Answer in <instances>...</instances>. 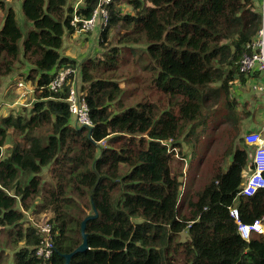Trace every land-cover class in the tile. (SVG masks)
<instances>
[{"label":"trees","instance_id":"16d2710c","mask_svg":"<svg viewBox=\"0 0 264 264\" xmlns=\"http://www.w3.org/2000/svg\"><path fill=\"white\" fill-rule=\"evenodd\" d=\"M11 1L0 0V84L25 65L20 77L34 100L27 112L11 109L0 117V264H64L63 255L82 242L87 216L88 246L69 264H175L178 253L182 264H264V233L243 239L229 213L235 207L243 222L264 220V188L238 194L242 174L252 169L244 134L256 121L243 144L228 150L226 170L217 169L188 201L187 215L179 211L182 181L171 171L170 151L179 148L186 127L185 135L194 133L217 109L220 97L222 121L250 117L238 112L232 85L258 77L239 72L238 60L263 22L262 0L258 6L256 0H123L129 11L111 0L97 39L101 53L80 62L63 54L64 36L77 31L73 14L89 17L99 0L76 6L21 0L32 23L26 32ZM134 45H141L138 63L164 98L144 94L124 106L122 51ZM67 67L78 68L90 126L71 118L70 83L56 92L47 87ZM233 131L231 142L241 129ZM46 166L50 179L41 175ZM28 210L52 211L48 258L36 254L41 237ZM185 230V240L176 239Z\"/></svg>","mask_w":264,"mask_h":264},{"label":"rangeland","instance_id":"374dc122","mask_svg":"<svg viewBox=\"0 0 264 264\" xmlns=\"http://www.w3.org/2000/svg\"><path fill=\"white\" fill-rule=\"evenodd\" d=\"M79 1L80 0H72L75 6L79 4ZM259 1L260 0L255 1L257 6ZM20 2L21 0H14V3H11L18 7L19 10L17 13V19L23 29V32H26L32 27V23L24 17L21 11ZM118 6L121 9H126L127 11L131 10V7L123 0L118 3ZM1 16L2 12H0V17ZM91 33L92 32H82L79 34L74 33L71 36V39H69L68 36L66 37L67 41L72 40L74 43H77L75 44L74 50L76 52L80 51L79 56L83 55L84 53L92 56L100 55L102 51L101 48L99 46V48H97L95 45H93L94 43L98 45L96 34L93 40V38L90 37ZM134 46L136 47H125L122 51V59L124 62H121L122 64H125L124 69L128 74L127 76L122 77L120 80L124 90V106L134 104L144 94H150V98L154 101L159 96H162L158 91H156L150 79H148V73L143 71L141 65L138 63L139 60L142 62L140 57L142 54L141 45ZM143 60L147 61L146 53H144ZM25 71L27 70L26 66L24 65V67H17V69L9 75L2 77L0 84V117L7 114L11 109L15 110L22 108V110L27 112L30 108L34 100V97L31 96L33 92L32 86H29V89L26 91L27 98L24 103L18 105L15 108H10V106H8V104L14 102L18 96V87L16 84L18 81L23 80L20 75ZM126 77L127 79L132 78V80L127 81L125 79ZM134 77L140 78V84L135 85L131 82L133 81ZM233 84V94L236 96V98H238V112L244 114V112L247 111L249 112L250 117L245 120L244 116L240 123L222 121V113L217 111L222 107L223 104V99L220 97L216 105L217 109H214L211 115H209L204 120V123L201 124L194 133L187 135L185 134L189 126L186 127L184 133L176 140V142H179V148L174 147L170 149V151H172L171 171L175 174L178 173V179L182 181V186L179 193V199L181 202L179 211L181 215H187L189 213L187 205L188 201L194 198L195 192L200 191L203 188L205 183L210 180L212 174L217 171V169L220 172H222V169L226 170L227 162L230 161L231 158L228 150L231 146L235 148V146H238L241 143L243 144V140L240 139L242 138V135L246 131L248 125H250L249 118H253L254 121L259 119L264 122V99L262 95L252 89V85L249 81L245 83L243 81H238L234 82ZM162 98L164 97L162 96ZM243 121L245 122L246 127L243 125ZM236 126H239L241 131L237 139H234V141L231 142L234 133L233 130ZM125 138H127V136H125ZM100 144L103 145L104 143ZM10 146L11 143L4 145L2 148V153H8L7 148ZM47 169L48 166L44 167L41 174L44 179H50ZM51 215L52 211L50 210L39 214H33L31 210L25 212L26 219L36 224L48 220ZM186 234L187 233L185 230L181 232L178 237H176V239L185 240L184 237H186ZM181 256V253L176 254L177 261L175 264L183 263L180 261V259H178Z\"/></svg>","mask_w":264,"mask_h":264},{"label":"built area","instance_id":"2783aa9c","mask_svg":"<svg viewBox=\"0 0 264 264\" xmlns=\"http://www.w3.org/2000/svg\"><path fill=\"white\" fill-rule=\"evenodd\" d=\"M111 0H99L97 6L92 11L89 17H81L78 14H73L71 24L77 27L78 32H96V39L99 37V32L107 25L109 13L107 5ZM261 11L263 22L259 27L254 38L247 42L245 50L241 53L238 60L239 72L246 75L257 74L258 77H253L251 87L256 92L260 93L264 99V0H262ZM70 77L72 79L70 80ZM78 68L67 67L56 72L52 80L47 84L49 90L59 91L65 84L70 83L69 93L66 101L69 104L71 118L79 125H91L85 92H82L77 84ZM18 96L14 102L8 104L10 107H17L26 100V91L29 89L22 80L18 81ZM27 105V104H26ZM245 142L252 145L251 164L252 169L242 174V181L239 195H252L258 189L264 188V128L248 131L244 134ZM104 143V141H101ZM229 213L237 222V231L239 235L248 240L252 233H264V226L261 218H256L251 222H243L238 216V211L235 207L229 209ZM48 220L36 224V232L39 233L41 240L36 249V254L48 258L52 253V235L51 227Z\"/></svg>","mask_w":264,"mask_h":264},{"label":"crops","instance_id":"0c3cea01","mask_svg":"<svg viewBox=\"0 0 264 264\" xmlns=\"http://www.w3.org/2000/svg\"><path fill=\"white\" fill-rule=\"evenodd\" d=\"M13 1V0H12ZM11 1V2H12ZM75 33H77V34H79V33H81V32H78V31H76ZM95 34H96V32L94 31V32H92L91 33V35H90V37H92L93 38V40H94V37H95ZM68 36V38L69 39H71V34L69 35V34H66L65 36H64V43H63V48H62V50H63V54L65 55V56H68V57H70V58H72V59H75V60H77L78 62H80L81 61V57H83V56H85L87 53H84L83 55H81V56H79V53H80V51H78V52H76L75 50H74V47H75V44H77V43H74V41H72V40H68L67 41V37ZM88 41H89V39H88ZM87 41V42H88ZM93 45H95L97 48H99L98 47V45L97 44H93ZM64 47H65V51H64ZM81 47V46H80ZM77 56H79V57H77ZM262 113H263V111H262ZM250 119V123H251V118H249ZM246 120V119H245ZM253 121V120H252ZM256 122H253V123H251V125L249 126V127H252V129H262V128H264V122L263 121H261V120H259V119H257V120H255ZM244 122V121H243ZM244 126L246 127V125H245V122H244ZM249 156L251 157V155H250V153H249Z\"/></svg>","mask_w":264,"mask_h":264},{"label":"water","instance_id":"95a60500","mask_svg":"<svg viewBox=\"0 0 264 264\" xmlns=\"http://www.w3.org/2000/svg\"><path fill=\"white\" fill-rule=\"evenodd\" d=\"M89 218V216L85 217L80 225V232H81V237H82V242L71 252L65 253L64 256V264H69L71 257L76 253V252H81L84 251L87 248V233L85 231V222Z\"/></svg>","mask_w":264,"mask_h":264}]
</instances>
